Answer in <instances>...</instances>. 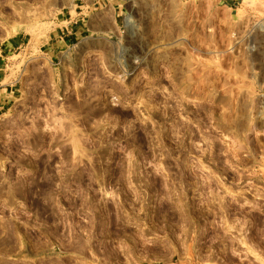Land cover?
Returning a JSON list of instances; mask_svg holds the SVG:
<instances>
[{
    "label": "rangeland",
    "instance_id": "374dc122",
    "mask_svg": "<svg viewBox=\"0 0 264 264\" xmlns=\"http://www.w3.org/2000/svg\"><path fill=\"white\" fill-rule=\"evenodd\" d=\"M76 2L0 0V264H264V0Z\"/></svg>",
    "mask_w": 264,
    "mask_h": 264
},
{
    "label": "crops",
    "instance_id": "0c3cea01",
    "mask_svg": "<svg viewBox=\"0 0 264 264\" xmlns=\"http://www.w3.org/2000/svg\"><path fill=\"white\" fill-rule=\"evenodd\" d=\"M230 1L231 5H234L235 0ZM116 4L115 0H77L73 12L69 13L73 14L70 15L72 16L70 20L72 24L70 25V31H68L71 34L70 38L78 39L85 32H88V36L90 34L107 33L111 13L112 10L116 9ZM4 94L0 93V105L3 104L4 100L1 98Z\"/></svg>",
    "mask_w": 264,
    "mask_h": 264
}]
</instances>
